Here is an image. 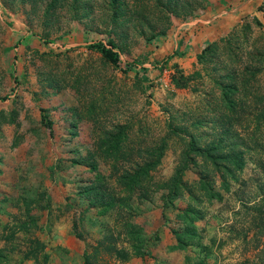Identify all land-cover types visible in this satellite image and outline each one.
<instances>
[{
  "label": "rangeland",
  "instance_id": "1",
  "mask_svg": "<svg viewBox=\"0 0 264 264\" xmlns=\"http://www.w3.org/2000/svg\"><path fill=\"white\" fill-rule=\"evenodd\" d=\"M200 21L218 27L216 45L185 70L197 73L186 88L174 89L169 43ZM108 40L115 67L87 49ZM263 74L264 0H0V186L7 185L0 209L7 225L28 224L0 241V264H16L32 239L47 243L45 264H82L83 257L89 264H264ZM224 85L234 88L231 108ZM167 123L200 146L220 141L242 153L228 190L197 161L182 176L194 197L183 192L166 206L163 186L183 151V141L171 138L143 199L135 194L129 207L102 216L99 205L87 208L78 191L94 183L124 195L114 177L143 161ZM119 132L118 152L101 151ZM199 178L220 192L219 201L195 191ZM187 205L202 212L194 224L200 238L178 250L172 233L182 231L176 215ZM129 230L140 232L144 257L134 255ZM114 249L126 256L116 258Z\"/></svg>",
  "mask_w": 264,
  "mask_h": 264
},
{
  "label": "trees",
  "instance_id": "2",
  "mask_svg": "<svg viewBox=\"0 0 264 264\" xmlns=\"http://www.w3.org/2000/svg\"><path fill=\"white\" fill-rule=\"evenodd\" d=\"M51 1L54 2L55 0ZM254 23L256 25L260 24L256 19H254ZM215 45L216 43H214V41L205 43L203 48L196 54L195 61L197 63H202L205 59V56L212 52ZM87 49L98 53L102 60L109 63L113 67L117 66L119 59L117 53L114 51V44L112 41L108 40L106 45L100 42L93 43L88 45ZM180 55L181 54L175 50L166 60H170V58L173 56L178 57ZM172 68L173 73L169 75L168 80L169 84L174 89H185L190 80H192L194 76H197V73L185 75L177 65H172ZM258 72H261L260 69H258ZM233 91L234 88L230 85L221 86L222 101L227 108H231L233 105L231 100ZM262 98L264 99V93ZM261 115L264 116V108L260 111V116ZM40 120L47 129L51 128L50 122L43 114L42 109H40ZM166 127V134L160 140L159 144L143 150L144 159H142L143 161L141 163L135 164L132 170L122 171L120 174L114 177V183L120 187L121 193L124 195L113 196L106 194L102 189L97 188L94 183H89L88 185L83 186L80 191H78V196L86 200L87 208L93 206H96L97 208V205H99L100 209L97 208V215L102 216L116 207H129V205H125V202H128L135 194H137L138 199H143L145 197L144 184L150 181L151 171H153L159 164L160 158L162 157L166 146V139L171 138H177L183 141V151L180 154L179 162L174 167L170 178L168 181H166V183H164L163 186L164 194L161 196V198L166 206L171 205V203L179 198L183 192H185L191 199L194 197L192 196L194 194L193 189L191 190L189 187H186L185 183L182 181V176L189 167L198 166L199 163L197 161H199L201 165H208L211 168L219 182V188L221 190H228L229 181L235 180V174L242 170L244 164L242 153L240 151H235V149H233L234 147H226L225 145L221 144L222 142L220 141L210 142L206 145L200 146L197 144L196 139L190 135L186 129L179 126H174L170 123H167ZM120 135L121 133L113 135L110 140H105L102 142V146L99 145L100 148H102L101 151H104L109 155H115L119 150L121 140ZM99 178L101 177H97L96 179L98 180ZM209 182L210 181L208 180L199 178V180L195 182V191L200 193L201 196L208 202L212 200L219 201L221 199L220 192L215 191ZM40 208L43 209L45 207ZM201 218L202 212L200 209L190 205H187L185 209L178 211L176 220L183 225V229L182 231L172 233L176 242V245L173 247L174 249L182 250L187 244L193 241L196 242L200 238L198 230L194 224ZM48 223H52L50 218L46 219V224ZM31 224H34V222ZM19 225L21 226H9L7 225V222L2 224L0 240H2L4 243L9 241L10 238L13 237L14 230H26L28 224ZM127 226L131 227L130 224H127ZM128 232L127 240L132 241L131 246L134 255L144 257L147 252L143 249L142 239L139 238L140 232H138V230H129ZM46 245V242H41L38 239L30 240L24 251L15 255L17 260L16 264H21L24 261H30L32 264H40L37 256L39 254H42L41 262L42 264H45L46 260L48 259V254L45 252V249H47ZM114 256L116 258L122 259L126 256V253L120 249H114ZM83 258L84 260L82 264H89L87 258ZM195 264L202 263L201 261H198Z\"/></svg>",
  "mask_w": 264,
  "mask_h": 264
},
{
  "label": "crops",
  "instance_id": "3",
  "mask_svg": "<svg viewBox=\"0 0 264 264\" xmlns=\"http://www.w3.org/2000/svg\"><path fill=\"white\" fill-rule=\"evenodd\" d=\"M182 34L184 37L182 39L181 37L178 38L174 45L169 43V51L171 52L173 49L174 51L176 50L181 54L178 57H171L170 62L176 64L178 68L184 73L185 70H189L191 65L195 63V56L203 48L204 44L215 40L217 34L220 33L218 27H208L204 25L202 21H200L198 23L191 24L189 27H186V32H183ZM172 53L173 51L170 54ZM1 185L4 187L0 186V192L7 189V185ZM0 214L2 215L0 216V224H5L7 222V218H4L1 209ZM58 239L62 240V237H58ZM0 241L3 243L2 240ZM59 244H61V242H59ZM23 263L32 264L30 261H24L21 264Z\"/></svg>",
  "mask_w": 264,
  "mask_h": 264
}]
</instances>
